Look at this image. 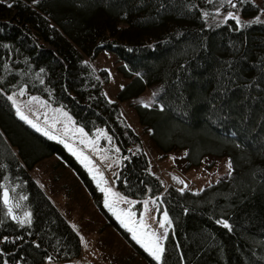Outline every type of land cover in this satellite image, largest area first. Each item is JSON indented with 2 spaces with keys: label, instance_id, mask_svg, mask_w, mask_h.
<instances>
[{
  "label": "trees",
  "instance_id": "trees-1",
  "mask_svg": "<svg viewBox=\"0 0 264 264\" xmlns=\"http://www.w3.org/2000/svg\"><path fill=\"white\" fill-rule=\"evenodd\" d=\"M231 8L248 20L214 19ZM260 11L255 0H0V264H65L81 254L79 233L30 174L38 161L67 158L95 193L65 145L17 114L8 97L23 88L67 109L90 134L106 127L121 148L118 191L138 202L160 198L171 227L154 264H264ZM103 49L130 78L117 100L105 92L108 71L90 62ZM151 85L155 103L135 107L157 146L187 148L189 166L229 155V176L192 191L151 171L119 103ZM6 187L22 198L30 223L9 215Z\"/></svg>",
  "mask_w": 264,
  "mask_h": 264
},
{
  "label": "rangeland",
  "instance_id": "rangeland-1",
  "mask_svg": "<svg viewBox=\"0 0 264 264\" xmlns=\"http://www.w3.org/2000/svg\"><path fill=\"white\" fill-rule=\"evenodd\" d=\"M255 1L261 6V11L253 19L264 21V0ZM229 13L238 17L239 21L248 20L243 19L240 13L232 8L225 11L219 9L214 13V19L224 20ZM90 62L95 70L108 71L109 79L105 82V92L110 99L117 100L118 91L130 80L120 71L121 61L117 54L103 49ZM157 90L158 85H151L131 99L119 100L123 115L142 139L149 156L151 171L161 177L165 185L173 184L181 190L192 191H200L229 176L233 171V165L231 170L227 167L231 161L229 155L208 154L199 164L189 166L187 148L164 152L157 146L140 123L135 107L137 103L153 105ZM13 99L16 102L15 108H19L28 120L65 145L76 162L86 171L95 188L96 194L70 161L58 154L41 159L29 169L30 174L80 235V256L64 263L154 264L150 259L153 256L141 243L133 239V232L145 243L147 239L142 236V231L155 230L157 233H164L165 229H161L159 224L167 210L161 206L160 198L149 197L138 202L118 191L116 175L122 162L121 148L106 127H99L94 134H90L76 123L67 109L50 104L41 95L28 94L25 88L17 91ZM181 180L184 181L183 184L179 182ZM101 188L105 191L102 192ZM5 190L9 193L7 206L12 209L11 215L22 221L28 220L30 216L26 214L30 212L23 205L22 198L15 199L8 187ZM105 201L112 207H106ZM145 202L148 211H145ZM138 221H143L151 227L142 230ZM170 227L171 224L165 225L167 232ZM129 228H132L133 232H130ZM161 243L164 248V240ZM43 264L59 263L48 261Z\"/></svg>",
  "mask_w": 264,
  "mask_h": 264
},
{
  "label": "snow or ice",
  "instance_id": "snow-or-ice-1",
  "mask_svg": "<svg viewBox=\"0 0 264 264\" xmlns=\"http://www.w3.org/2000/svg\"><path fill=\"white\" fill-rule=\"evenodd\" d=\"M228 2H229V4H231V0H228ZM232 6L235 7V5H232ZM9 7H11V5H9ZM205 15H207V13H205ZM228 17L231 18V19L236 20V22L238 24L240 23L239 18L236 17L235 15H233L232 13H229L228 14ZM20 94L23 95V92H21ZM8 99L9 100H12L13 104L16 103L15 100L13 99V97L9 96ZM33 99H35V98H33ZM144 106L147 107L148 105L145 104ZM17 114L20 116V118L22 120H26L29 124L32 125V127L36 128L37 131H41V129L39 127H37L35 124H33L31 120H28V118L20 111L19 108H17ZM82 131L83 130L81 129V132ZM44 135L47 136V135H49V133L47 131H44ZM50 138L55 139V137H50ZM117 151H118V149H117ZM227 167H228L229 170L232 169L231 161L228 162ZM179 182L181 184L184 183V181H182V180L179 181ZM101 191L103 192V191H105V189L101 188ZM108 191H110V189ZM8 196H9V193H8L7 190H5L4 193H3L4 203L5 204H8ZM129 203H132V202H129ZM105 206L106 207H109V208L112 207L111 205L108 204L107 201H105ZM8 211H9V215H11L12 214V209L9 208ZM145 211H148V209H147V202H145ZM26 216H30V213L29 214H26ZM12 218L13 219H17V217L14 216V215L12 216ZM118 219H119V217H118ZM24 222L25 221H21V223H24ZM27 223H30V220H27ZM122 223H123V221H122ZM137 223L139 224V226H140V228L142 230L149 229L151 227L150 225L146 224L143 221H138ZM223 223H224V226L225 227H230L226 222H223ZM166 224H171V221H170V219L168 217L167 212L165 211L163 213V219H162V221L159 224V227L161 229H165L164 233L160 234V233H157L155 230H153V231H142V236L147 239V243H145L143 239H141L140 237H138L137 234L135 232H133V229L132 228H129L128 230L130 232H133V239L137 240L138 243H141V246L144 247L145 250L148 251L149 254L151 256H153V258L155 260L161 261L162 255L164 253V248L162 246L161 241L167 238V229L165 228V225ZM125 226L127 227V225H125Z\"/></svg>",
  "mask_w": 264,
  "mask_h": 264
}]
</instances>
